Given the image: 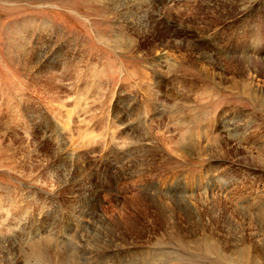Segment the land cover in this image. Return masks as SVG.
Listing matches in <instances>:
<instances>
[{"label": "rangeland", "instance_id": "374dc122", "mask_svg": "<svg viewBox=\"0 0 264 264\" xmlns=\"http://www.w3.org/2000/svg\"><path fill=\"white\" fill-rule=\"evenodd\" d=\"M5 263L264 264V0H0Z\"/></svg>", "mask_w": 264, "mask_h": 264}, {"label": "bare ground", "instance_id": "6f19581e", "mask_svg": "<svg viewBox=\"0 0 264 264\" xmlns=\"http://www.w3.org/2000/svg\"><path fill=\"white\" fill-rule=\"evenodd\" d=\"M34 43V42H33ZM50 44V42H49V39H47V36L46 37H44V38H41L40 37V39L38 40V44L39 45H33V47L31 48V50H30V52H28V53H31V61L32 62H35V64L37 63V64H39V62L40 61H42V59H44L45 58V54H48L49 53V49L48 48H45V47H47V44ZM48 44V45H49ZM51 45V44H50ZM31 47V46H30ZM33 48H34V50H33ZM48 51H47V50ZM25 50H27V49H25ZM60 56H62L61 54H57V56L55 57V58H57V59H59L60 61H61V58H59ZM58 60V61H59ZM41 63V62H40ZM59 63H61V62H59ZM55 64V61H53V62H50L49 63V65H46L45 66V68L47 67V72H45L46 74L48 73V74H52V76H53V78H54V80H56V82H59V84H60V82L62 81V78L61 77H57V75L56 76H54V74H53V70H56V66H58L59 65V67H61L62 68V66L60 65V64ZM65 63V62H64ZM44 65V64H43ZM43 65L41 66V67H43ZM69 68V67H68ZM60 68H58L57 70H59ZM69 69H71L70 71H72V68H69ZM70 71H67V72H70ZM66 72V73H67ZM73 72V71H72ZM57 74H59V73H57ZM68 74V73H67ZM70 74V73H69ZM76 74V73H75ZM66 75V74H65ZM51 76V77H52ZM42 77V76H41ZM69 77H71V75L69 76ZM67 78H68V76H67ZM42 79V78H41ZM43 79H44V77H43ZM44 81V80H43ZM44 83V82H43ZM42 83V84H43ZM53 83H54V81H53ZM62 83V82H61ZM158 83V82H157ZM158 84H160V83H158ZM45 85V84H44ZM97 85V84H96ZM161 85V84H160ZM166 85V84H165ZM53 86V85H52ZM157 86H159V85H157ZM44 87H46V86H44ZM59 88H61V86L59 85ZM99 88V87H98ZM48 89H49V87H48ZM50 89H51V87H50ZM49 89V91L48 92H50L51 90ZM56 89H58V88H56ZM100 89V88H99ZM154 89V88H153ZM40 90V89H39ZM55 90V89H54ZM43 91V90H42ZM37 92V91H36ZM52 92V91H51ZM44 93H45V91H44ZM59 93V92H58ZM58 93H56V94H58ZM169 94H170V96H171V98L173 97V98H175V95L172 93V90H170L169 91ZM35 95V94H34ZM42 95V94H41ZM48 95V94H47ZM51 96V95H50ZM44 97H46V95L44 96ZM49 98V97H48ZM51 98V97H50ZM56 99V98H55ZM60 99V98H59ZM58 99V100H59ZM175 106V105H174ZM10 109V111H11V108H9ZM62 110V109H61ZM9 111V114L11 113ZM29 114V117L30 118H34L35 116H37L36 114V112H34V117H33V112H28L27 111V113H26V115H28ZM69 117V116H68ZM68 123V122H67ZM39 127H41V122H39L38 124L36 123V128L37 129H40ZM68 127V126H67ZM63 130H65L66 132L68 131L67 129H65V128H63ZM60 131H61V128H60ZM64 131V132H65ZM71 131V130H70ZM70 131H68V132H70ZM63 132V131H62ZM69 134H72V133H69ZM35 136V135H34ZM71 136V135H70ZM36 137V136H35ZM47 137H50V136H47ZM51 139V138H50ZM48 142L50 141V140H47ZM62 144V143H61ZM66 144V143H65ZM110 144V143H109ZM59 145V144H58ZM46 146H48V145H46ZM61 146V145H60ZM59 146V147H60ZM42 147V146H41ZM63 147H64V145H63ZM48 148V147H47ZM65 148H66V146H65ZM52 149V148H51ZM47 150V149H46ZM63 152V151H62ZM51 155V154H50ZM77 159H78V157H77ZM76 159V160H77ZM61 162V161H60ZM88 163V162H87ZM54 164V163H53ZM104 164V163H103ZM94 165V166H93ZM93 167L92 168H94L95 167V164L93 163ZM54 167V166H53ZM73 167V166H72ZM71 167V168H72ZM96 168H99V167H96ZM95 169V168H94ZM94 169H92V170H94ZM66 170V169H65ZM88 170V169H87ZM59 171V170H58ZM97 171V170H96ZM75 172V171H74ZM103 172V171H102ZM106 171L104 170V172L103 173H105ZM94 173V172H93ZM94 175H96V174H94ZM58 176V175H57ZM63 176V175H62ZM59 177V176H58ZM61 177V176H60ZM99 177V176H98ZM65 179V178H64ZM69 181V180H68ZM62 182V181H61ZM60 182V183H61ZM78 182V181H77ZM104 182V181H103ZM112 183H113V181H112ZM69 185V184H68ZM107 185H108V182H107ZM75 186H76V184H75ZM64 187V186H63ZM81 187V186H80ZM109 187H110V185H109ZM72 188H73V186H72ZM86 188V187H85ZM79 189H81V188H79ZM68 190V189H67ZM62 191V190H61ZM90 191V190H89ZM59 193V192H58ZM69 193V192H68ZM51 194V193H50ZM86 195V194H85ZM83 198V197H82ZM134 202H136V203H139V202H137V199H135L134 200ZM92 203V202H91ZM138 205V204H137ZM137 205H135V206H137ZM96 209V208H95ZM41 211V210H40ZM38 213V212H37ZM41 213V212H40ZM39 214V213H38ZM40 215V214H39ZM45 215V214H44ZM34 216H35V214H34ZM38 217V216H37ZM30 218V217H29ZM32 218V217H31ZM4 219V218H3ZM23 219V218H22ZM132 219V218H131ZM83 220V219H82ZM129 225H132V223L130 224V222L129 223H127V226H129ZM5 226V225H4ZM3 227V226H2ZM130 227H133V225L132 226H130ZM11 228V227H10ZM127 228V227H126ZM128 229V228H127ZM11 232V231H10ZM137 233V232H136ZM13 234V233H12ZM5 237V236H4ZM12 237V236H11ZM49 237H43L42 236V238H41V236L40 237H38L37 238V240H43V241H45V240H47ZM8 239V238H7ZM13 241V240H12ZM92 242H93V246H92V250L96 253V252H98V251H101V250H106V249H104L105 248V242L102 240V241H100V240H94V239H92ZM2 243V242H1ZM108 244H107V247L109 246V242H107ZM89 244V243H88ZM3 246V245H2ZM6 247V246H5ZM11 247V246H10ZM3 249H4V247H3ZM6 249V248H5ZM38 252H40V251H38ZM41 253V252H40ZM16 254H17V252H16ZM12 256V255H11ZM5 262V261H4ZM6 264V263H5Z\"/></svg>", "mask_w": 264, "mask_h": 264}]
</instances>
